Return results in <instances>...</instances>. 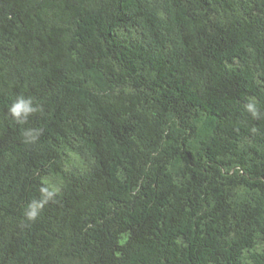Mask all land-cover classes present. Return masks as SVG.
Masks as SVG:
<instances>
[{"label": "trees", "instance_id": "obj_1", "mask_svg": "<svg viewBox=\"0 0 264 264\" xmlns=\"http://www.w3.org/2000/svg\"><path fill=\"white\" fill-rule=\"evenodd\" d=\"M0 264H264V0H0Z\"/></svg>", "mask_w": 264, "mask_h": 264}, {"label": "clouds", "instance_id": "obj_2", "mask_svg": "<svg viewBox=\"0 0 264 264\" xmlns=\"http://www.w3.org/2000/svg\"><path fill=\"white\" fill-rule=\"evenodd\" d=\"M248 110L256 115L255 109L249 105ZM37 111V107L33 106L32 99H25L24 97H19L16 99L11 106L9 107L10 114L17 120L19 123H23L27 120V118L34 112ZM31 133H26V135H30ZM44 191V190H42ZM44 195L48 198L52 197V193H48L44 191ZM48 202L47 199L43 201H33V203L29 206V209L25 213L26 217L30 221H34L38 215L40 210L44 207V205Z\"/></svg>", "mask_w": 264, "mask_h": 264}]
</instances>
